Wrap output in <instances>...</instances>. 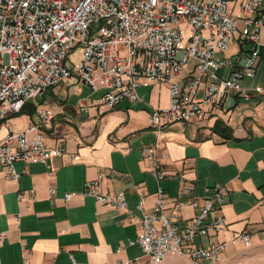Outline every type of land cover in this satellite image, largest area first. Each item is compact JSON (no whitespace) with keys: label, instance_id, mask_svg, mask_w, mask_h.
<instances>
[{"label":"crops","instance_id":"1","mask_svg":"<svg viewBox=\"0 0 264 264\" xmlns=\"http://www.w3.org/2000/svg\"><path fill=\"white\" fill-rule=\"evenodd\" d=\"M259 37L254 76L241 80L245 96L229 92L201 118L174 122L159 132L150 126L149 112L166 105L165 83L141 79L139 100L122 99L111 110L100 107L103 89L91 92L73 76L48 89L37 99L40 108L52 112L43 127L44 141L62 153L47 160L49 168L41 162L14 161L17 178H0V264H118L142 257L140 247L129 243L138 229L124 209L79 193L85 180L98 175L102 189L123 194L134 217L140 213L135 209L139 201L144 211L152 209L157 187L165 192L167 214L182 185L188 188L182 199L200 202L211 194L205 188L218 184L222 202L213 205V214L223 216L226 225L198 239L202 246L210 240L225 243L217 263L243 247L238 240L231 242L241 230L249 233L252 245L264 241V30ZM245 49L234 38L224 56ZM226 71L219 69L218 74ZM203 88L201 84L196 97ZM26 105L9 119L15 130L35 120V108ZM4 133L0 123V138ZM146 149L154 150L157 169L165 172L160 180L149 172ZM66 192L74 195L63 200ZM194 213L180 208L177 222Z\"/></svg>","mask_w":264,"mask_h":264},{"label":"built area","instance_id":"2","mask_svg":"<svg viewBox=\"0 0 264 264\" xmlns=\"http://www.w3.org/2000/svg\"><path fill=\"white\" fill-rule=\"evenodd\" d=\"M230 1L0 0V123L5 125L0 138V178H17L14 161L41 162L49 168L47 160L62 153L44 141L43 127L52 112L40 108L37 99L70 76L91 92L103 89L99 104L105 110L115 108L122 99L138 101L136 87L141 79L165 83L166 105L149 112L150 126L157 132L174 122L201 118L229 92L245 96L241 80L255 73L264 0H232L229 6ZM234 38L238 47L247 49L226 57ZM75 50L77 57L72 61L70 53ZM190 61L191 71L183 75ZM219 69L227 71L220 75ZM176 76L181 79L175 80ZM201 84L203 91L196 97ZM27 103L35 108V120L15 130L9 119ZM145 152L151 160L150 174L160 180L165 172L157 169L154 150ZM101 180L100 175L85 180L79 193L124 209L138 229L129 243L140 247L142 257L118 264H161L168 256L181 257L188 264L219 262L225 243L210 240L202 246L198 242L226 225L223 216L213 214V205L222 202L218 184L205 188L211 194L200 202L182 199L188 192L182 185L167 214L165 192L157 187L152 209L144 211L139 201L135 209L140 213L134 217L125 208L123 194L102 189ZM72 195L66 192L62 199ZM21 199L18 194L17 200ZM184 206L195 213L179 224L177 212ZM235 240L245 248L252 245L246 230L231 242Z\"/></svg>","mask_w":264,"mask_h":264},{"label":"rangeland","instance_id":"3","mask_svg":"<svg viewBox=\"0 0 264 264\" xmlns=\"http://www.w3.org/2000/svg\"><path fill=\"white\" fill-rule=\"evenodd\" d=\"M232 0L229 2V6L231 5ZM234 12L237 13V9H234ZM95 23L93 25L97 26ZM240 25V22H238ZM77 57V51L70 53V59L74 61ZM161 264H188V262L184 261L183 258L177 256H168L164 259ZM201 264H264V241L259 244L251 245L250 247H241L239 248L235 255L231 258H226L220 263H212L210 261H206Z\"/></svg>","mask_w":264,"mask_h":264},{"label":"trees","instance_id":"4","mask_svg":"<svg viewBox=\"0 0 264 264\" xmlns=\"http://www.w3.org/2000/svg\"><path fill=\"white\" fill-rule=\"evenodd\" d=\"M26 106H27V105H26V104H24V105L21 107L20 111H22L23 109H25V108H26ZM32 111H33V110H29V111H28V113H29V114H31V113H32Z\"/></svg>","mask_w":264,"mask_h":264}]
</instances>
